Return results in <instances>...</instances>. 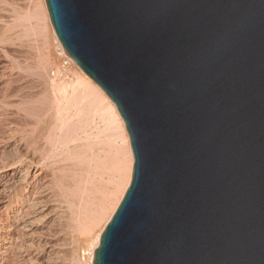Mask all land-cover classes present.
I'll return each instance as SVG.
<instances>
[{
  "label": "water",
  "instance_id": "obj_1",
  "mask_svg": "<svg viewBox=\"0 0 264 264\" xmlns=\"http://www.w3.org/2000/svg\"><path fill=\"white\" fill-rule=\"evenodd\" d=\"M133 157L93 264H264V0H46Z\"/></svg>",
  "mask_w": 264,
  "mask_h": 264
},
{
  "label": "bare ground",
  "instance_id": "obj_2",
  "mask_svg": "<svg viewBox=\"0 0 264 264\" xmlns=\"http://www.w3.org/2000/svg\"><path fill=\"white\" fill-rule=\"evenodd\" d=\"M50 24L43 0H0V89L35 83L32 94L0 91V264H84L133 175L121 115L79 67L64 66Z\"/></svg>",
  "mask_w": 264,
  "mask_h": 264
},
{
  "label": "rangeland",
  "instance_id": "obj_3",
  "mask_svg": "<svg viewBox=\"0 0 264 264\" xmlns=\"http://www.w3.org/2000/svg\"><path fill=\"white\" fill-rule=\"evenodd\" d=\"M20 1V2H19ZM24 2V4H23V2ZM36 1V0H35ZM35 1H33V0H14V2H17L18 4H19V6L21 5V7L23 6L24 7V5H26L27 4V6H29V7H32L33 5H34V3H35ZM20 3H22V4H20ZM28 3H29V5H28ZM30 3H31V5H30ZM43 3H44V5L46 4V0H43ZM5 6H3V9H6L7 7H5ZM7 9H9V7L7 8ZM51 25V24H50ZM49 27H51V28H49V30H48V34L51 36V39H52V42H53V45L54 46H56V47H58L59 46V44H58V40H56V35H55V33H54V30L52 29L53 27H52V25L51 26H49ZM59 54V53H58ZM64 53H61L60 54V60L64 63V66L65 67H67L68 69H70V70H72L73 72H75L76 74L78 73V74H83L82 72H80V69L78 68V66L76 65V64H74L73 62H72V59H71V57L68 55V53H66L67 55H63ZM66 62V63H65ZM29 82V83H28ZM29 84V85H28ZM13 87V88H12ZM11 88H6V86L4 85V86H2L1 87V89H0V91H1V93L3 94V93H17L18 91L20 92V90L22 91L23 89H24V91L25 92H23V93H27V94H32L33 92H34V88H35V83L34 82H31L30 80H28V81H26V82H15L14 84H13V86H12ZM32 87V88H31ZM22 88V89H21ZM31 89V90H30ZM30 90V91H29ZM14 91V92H13ZM21 92V93H22ZM14 93V94H15ZM119 139H116L115 141H117L116 143H115V141L113 142V145L115 146V148H119V145H121V141L119 140ZM116 145H115V144ZM132 174H133V170H132ZM131 180H132V175H131ZM131 182V181H130ZM123 200V199H122ZM114 216V215H113ZM113 216H112V218H113ZM111 218V219H112ZM111 219L108 221V223H107V219L106 220H104L102 223H101V226H100V228H99V230H98V234L100 235L101 233L103 234V230H105V228L107 227V225L109 224V222L111 221ZM102 231V232H101ZM101 236V235H100ZM101 239V238H100ZM97 240V239H96ZM96 240H95V242H93L92 244L93 245H91V247H89V248H87V250L85 251V254H83V261L85 262L84 264H93L92 262H93V259H94V256H93V258H92V254L94 255V253H93V250H94V248H95V246H94V244H96V243H98V242H96ZM99 243H100V241H99ZM92 250V251H91ZM87 251H88V253H87ZM87 254V255H86ZM70 256V257H69ZM69 256H68V260L69 259H71L72 258V255H70L69 254Z\"/></svg>",
  "mask_w": 264,
  "mask_h": 264
}]
</instances>
